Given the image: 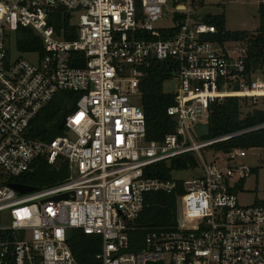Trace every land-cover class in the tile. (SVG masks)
Returning a JSON list of instances; mask_svg holds the SVG:
<instances>
[{"label": "built area", "instance_id": "obj_1", "mask_svg": "<svg viewBox=\"0 0 264 264\" xmlns=\"http://www.w3.org/2000/svg\"><path fill=\"white\" fill-rule=\"evenodd\" d=\"M199 2L0 0V264H78L69 247L74 231L100 239L97 264H264V205L241 206L236 194L251 174L237 164L245 150L209 149L249 130L213 139L193 130L208 124L212 105L262 101L264 82L247 69V45L220 40L194 12ZM57 11L61 23L67 17L68 38L55 32ZM155 19L167 23L154 27ZM26 28L41 52L17 50L16 32ZM151 59L171 62L176 81L166 109L175 129L158 142L146 140L141 104ZM63 94L77 100L61 134L35 136V117ZM185 155L196 159L185 170L199 171L194 177H149L155 165ZM38 165H66L67 176L27 194L9 186ZM178 188L175 226L151 230L129 251L128 231L147 194Z\"/></svg>", "mask_w": 264, "mask_h": 264}, {"label": "trees", "instance_id": "obj_2", "mask_svg": "<svg viewBox=\"0 0 264 264\" xmlns=\"http://www.w3.org/2000/svg\"><path fill=\"white\" fill-rule=\"evenodd\" d=\"M60 11L55 14V32L58 36L68 38L61 30L68 27L67 17L60 22ZM259 27L254 33L246 31H226L224 28V15L205 16L204 21L213 24L217 29V37L220 40L240 41L247 45L249 58L247 69L252 67V61L264 56V3L260 2L257 10ZM73 30V28H72ZM74 37V35H73ZM42 42L40 38L29 29H18L16 32V48L20 53L41 52ZM173 64L169 61H156L151 59L144 67V77L140 83L142 94L141 104L145 118L146 140L148 142L161 141L168 133H173L175 121L166 114V109L173 104V95L164 93V82L173 76ZM69 98L71 100H69ZM77 95L56 96L35 117L32 126L35 136L43 139H52L61 134L57 125L74 109ZM245 102L236 98L227 99L222 104L210 107L208 117V134L204 139H213L225 135L248 131L235 136L228 141L210 147L213 151L227 153L231 149H262L264 150V127L252 130L264 125V110L251 108L242 114ZM251 130V131H250ZM197 166L193 155H185L169 162L155 165L150 171L149 177L169 179L173 171H185ZM258 168H252L251 174ZM13 183L38 187L51 184L54 181L42 177L33 176L31 173L11 179ZM243 181L238 185L242 188ZM181 194L178 188L172 194L148 193L145 197L141 214L135 220L128 231L129 251H136L142 247L147 233L154 229L172 228L176 224L177 208L176 197ZM256 205H264V202H255ZM98 237L85 236L80 231H74L69 242L70 250L78 264H97L94 259L99 248Z\"/></svg>", "mask_w": 264, "mask_h": 264}, {"label": "rangeland", "instance_id": "obj_3", "mask_svg": "<svg viewBox=\"0 0 264 264\" xmlns=\"http://www.w3.org/2000/svg\"><path fill=\"white\" fill-rule=\"evenodd\" d=\"M264 0H200L194 12L199 17L224 15V28L226 31H246L254 33L259 27L258 6ZM81 11H74L73 16L77 20ZM167 20L155 19L152 21L154 27L165 25ZM14 51V42H12ZM34 61L33 59H30ZM252 69L255 71L254 77L264 82V56L252 61ZM176 81L171 79L164 82L162 90L164 93L173 94L175 92ZM136 100V99H135ZM264 110V99L251 106V108ZM250 107L245 103L242 114L246 113ZM205 158L208 160L212 156L211 150L204 151ZM217 161L221 166L225 165L226 157L221 153L216 154ZM238 165L249 168H258L256 173L247 176L242 184L241 190L237 194L238 203L241 206H250L255 202H264V150L248 149L245 156L237 159ZM199 171H180L173 174V178L186 180L194 177Z\"/></svg>", "mask_w": 264, "mask_h": 264}, {"label": "water", "instance_id": "obj_4", "mask_svg": "<svg viewBox=\"0 0 264 264\" xmlns=\"http://www.w3.org/2000/svg\"><path fill=\"white\" fill-rule=\"evenodd\" d=\"M65 120L62 119L60 123L57 125V130L60 131L64 125ZM209 125L208 124H196L193 128L195 134L197 136H207L208 134ZM259 128H255L253 130H256ZM251 131V130H250ZM33 176L42 177L50 180H58L61 181L66 178L67 176V170L66 165H64L59 171H50L46 169L43 165H38L31 173ZM12 189L17 191L19 194H27L34 190L33 187L25 186V185H19V184H12L9 185ZM68 199V195H59L57 197H54L53 200L55 202L59 200H66ZM67 240H70L71 238V231H67L66 233ZM161 264V263H160Z\"/></svg>", "mask_w": 264, "mask_h": 264}]
</instances>
